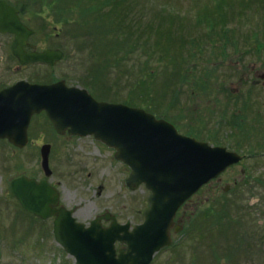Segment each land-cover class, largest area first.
<instances>
[{"label": "rangeland", "instance_id": "1", "mask_svg": "<svg viewBox=\"0 0 264 264\" xmlns=\"http://www.w3.org/2000/svg\"><path fill=\"white\" fill-rule=\"evenodd\" d=\"M10 1L22 7L24 17L37 29L35 40L50 41L51 46L65 51V58L51 69L54 78L85 86L88 75L81 59L88 58L92 45L97 44L98 49L93 52L99 54L98 61L101 60L104 68L96 74L99 87L96 83L93 88L101 91L115 84L112 96L118 97L117 101L125 102L132 97L135 104L131 105L154 108L148 110L157 117L177 119L178 115L188 117L194 113L196 122L208 125L209 131L219 130V135L231 130L249 131L257 138L252 141L261 142L264 147V86L252 83L257 79L256 72L264 71V46L257 48L258 43H264V0H137L142 5L134 6V12L125 20L129 25L133 15L140 20L142 43L132 53H120L118 45L115 46L122 34L121 29L110 31L117 25V19L114 21L110 13L99 19L100 26L95 29L81 7L71 0ZM58 3L63 10H55ZM220 8L223 16L218 18L221 13L215 10ZM212 18V25L205 22ZM152 20L156 23L148 27ZM87 26L94 31H105L99 35L103 39L99 41L96 35L84 32ZM10 42L9 34L0 33V82L21 76L15 71L13 61L3 57ZM159 51L166 54L161 58L164 64ZM169 54L176 59L170 61ZM143 79L147 87L142 91ZM225 83L241 88L235 95L218 100L216 95L221 93L213 85ZM223 112L227 113V119L230 113L234 117L220 121L216 127L219 129L213 128L216 120H224ZM230 121L234 124H229ZM260 136L263 138L259 140ZM61 138L51 128V143L55 148L51 159L54 173L49 180L58 184L65 203H76L80 208L79 218L89 220L109 209L120 213L122 218L131 216L133 221H140L143 217L139 210L145 207L147 193L142 187L131 191L126 185L127 167L91 136L68 145ZM206 140L212 144L227 143L214 136ZM6 145L0 140V264H65L69 258L54 242L51 217L43 219L26 212L11 192L10 182L21 170L14 161L16 153L12 155ZM35 160L27 164V170L35 168L32 162ZM249 164L261 168L250 169L252 177L248 181H242L238 189L235 187V191L223 195L264 198V150L244 160L243 165ZM239 168L237 173L241 177ZM231 175L228 172L224 182L233 183ZM99 185H103L101 195H98Z\"/></svg>", "mask_w": 264, "mask_h": 264}, {"label": "water", "instance_id": "2", "mask_svg": "<svg viewBox=\"0 0 264 264\" xmlns=\"http://www.w3.org/2000/svg\"><path fill=\"white\" fill-rule=\"evenodd\" d=\"M0 32L14 33L12 52L22 63L42 60L55 64L65 56L60 48L26 51L24 46L34 30L22 21L19 9L6 0H0ZM261 76L264 78V73ZM42 110L58 132L68 129L72 134L93 135L114 148L115 157L132 168L127 185L136 189L145 183L152 191L145 220L132 230L129 223L103 228L97 220L86 227L76 222L72 209L56 208L60 193L48 180L52 169L46 147L42 155L46 177L37 180L19 175L11 180V192L26 211L43 219L57 215V241L78 255L80 264H150L155 253L171 243L169 228L179 206L242 159L226 146L181 134L173 123L144 107L98 100L87 88L70 86L64 79L51 84L19 80L0 90V138L22 146L27 142L31 116ZM78 236H96L98 241L82 247L66 240ZM103 236H109L111 242L102 241ZM117 239L127 245L118 255L114 246Z\"/></svg>", "mask_w": 264, "mask_h": 264}, {"label": "flooded vegetation", "instance_id": "3", "mask_svg": "<svg viewBox=\"0 0 264 264\" xmlns=\"http://www.w3.org/2000/svg\"><path fill=\"white\" fill-rule=\"evenodd\" d=\"M7 2L13 4L10 0H7ZM13 5L19 9V14L23 22L33 28L27 18L24 17L22 7L16 4ZM36 31L37 29H34V32L27 39V44L24 46L26 51H42L47 48H56L55 46H51L50 41L40 42L35 40L34 35ZM0 33L9 34L11 36L9 51H6L3 57L7 60H12L16 68L15 71L21 73V76L16 80L0 82V90L9 87L19 80H26L30 83L38 84H51V82L58 80V78L53 77L51 69L53 70L62 60L55 64L42 60L22 63L19 60V57L12 52V42L15 35L11 32ZM88 56L89 57H85L84 60L83 57L81 59V62H83L82 68L84 69V73L88 75L85 87L90 88L89 90L92 93L94 92L93 94L95 97L100 100L117 101L118 97L114 98V96H112L114 86H116L115 84H112L110 87L108 86L106 90L104 88L106 93H103L104 90L100 91L97 89L100 81L99 79H96L92 67H94L98 61H95L97 59L92 57L91 53H89ZM263 73L264 71L256 72L257 79L252 80L254 86H264V78L261 76ZM96 83L98 87L93 88L94 85L96 86ZM239 87L238 85L226 83L213 85V88L221 93L220 95H216L218 100L225 95H235V93L240 90L241 87ZM240 110V112L243 113L247 112L246 109ZM215 111L219 112L218 110ZM226 116H228L227 113L223 112L224 120H216L213 128L218 127L220 121H225L234 117V115L231 116V113V117L229 116L228 119ZM163 118L173 123L181 134L203 140H206L207 138L211 139L214 136L218 137L221 141H227L226 144L223 142L214 144L225 145L228 149L241 154L243 158L239 162L231 164L217 177L202 185L179 206L173 218L171 227L169 228L171 243L156 252L150 264H264V198L254 195H223V193H230L233 190L235 191L236 188L238 189L242 181H248V179L252 177L250 169L257 170L261 168L258 164L243 165V163L245 159L252 158L254 154L257 155L264 150L262 143L253 142L252 140H256L257 138H254V133L249 131L239 132L231 130L230 133L221 135H219L220 133H217L219 130L209 131L208 125H201L196 122L194 113L188 115V117L178 115L177 119L165 116H163ZM229 124H234V122L230 121ZM51 128L57 133V135L62 137L63 144L67 145L70 143H76L80 138L91 136L72 134L68 129L63 133H60L54 128V125L45 110L34 113L31 116L27 127V142L25 144L19 146L12 143L7 137L0 138L1 141H4L7 144L6 146L11 150L12 155L16 153L14 161L21 170L16 176L27 175L29 177H35L38 180L43 179L46 176L42 165V155L43 148L46 147V149L49 150V164L51 167V159L53 155L52 150H54L53 147L55 148L53 143H51ZM200 129L206 130L200 131ZM262 138L263 137L260 136L259 140ZM97 141L98 140L94 138V142L111 151L113 155L115 154V149L110 148L101 141ZM34 158H36V160L32 162L35 168L27 170V164ZM116 161L121 162L119 160ZM122 164L127 167L129 176L132 172V168L123 162ZM239 166V171L242 175L241 177H239V173H237V168ZM228 172H231L232 174L231 178L233 183L224 182V177ZM53 173L52 169V174ZM52 174L50 177H52ZM50 177L48 179H50ZM49 182L51 185L59 189L58 184L55 181L49 180ZM139 187H142L147 195L144 197L145 207L142 210H139V212L142 213L143 218L138 222L133 221V217L131 216L122 218L120 213H115L109 209L100 211L89 220H82L77 214L80 208L77 207L76 203L72 205L65 203L60 189L59 205L56 208L64 206L67 209H72V215L75 217L76 222L83 223L86 227L90 226L94 220H97L98 226H102L103 228L109 227L112 223H129V229L132 230L133 226L137 223H141L145 219V210L150 207L148 199L152 191L145 183L140 184ZM137 189H131V191ZM102 190L103 185H99L98 195H101ZM56 218L57 215L51 216L53 224L51 233L54 242L60 246L62 251L66 254V257L69 258L65 261V264H71V262L74 264H80L79 256L67 251L65 247L57 241L54 232ZM66 240L71 242L75 241L77 244L80 243L82 247H87L88 243H95L98 241L96 236H93V238H81L78 236L76 239L67 237ZM101 240L106 241V243L111 242L109 236H103ZM114 246L117 255L120 253L121 249H126L127 247L125 243H122L118 239L115 240Z\"/></svg>", "mask_w": 264, "mask_h": 264}, {"label": "trees", "instance_id": "4", "mask_svg": "<svg viewBox=\"0 0 264 264\" xmlns=\"http://www.w3.org/2000/svg\"><path fill=\"white\" fill-rule=\"evenodd\" d=\"M57 1H61V0H57ZM72 3L78 5L79 7H81V11L82 13L86 16L90 18V22L93 25V27L96 29H98L99 25V19L104 16V15H108V13H110V16L113 15V19L115 21V18L117 19V25L113 26L110 31H112L113 29H121V34H122V38L119 40H117V44L115 43V46L118 45L117 48L120 49V53L126 52V53H132L134 52L137 47H141V40H140V33H139V26H140V20L139 17H135L136 15L131 16L129 19H131V23L130 25L125 21L127 20L126 18H128V15H131L132 12H134V6L142 5V1H137V0H71ZM61 3V2H60ZM58 3L57 7L55 8V10L57 9L58 11L63 10V6ZM69 3V2H68ZM53 2H51V6H52ZM221 10H223V8H220L218 10H215V12H220L221 14H219L218 18H221L223 16V13L221 12ZM97 12L96 15H94V13ZM207 15L204 16V18L206 19ZM209 16V15H208ZM159 19V18H158ZM157 19V20H158ZM164 19V17H163ZM202 17L200 18V21H202ZM213 19H207L205 22L208 23H212ZM218 20V19H216ZM225 20V19H220ZM126 22V23H125ZM123 23V24H122ZM156 23V21L152 20L149 26H153ZM210 23V24H211ZM212 25V24H211ZM116 27V28H115ZM94 28H89L87 26V28L84 30V32H88L90 35H96L97 38L100 40H102L103 38L100 37L99 35L104 33L105 31H94ZM151 28V27H150ZM126 29V30H125ZM106 33H109V30L106 31ZM171 39V38H169ZM194 41V40H193ZM161 44V43H160ZM96 46H99L96 44ZM92 45L91 50L93 51H97V47ZM156 46H158V44H156ZM162 46V45H161ZM114 47V46H113ZM112 47V48H113ZM143 47V45H142ZM116 48V47H114ZM92 51V52H93ZM102 52V51H101ZM160 53V57L161 58H165L166 54L163 53V51H159ZM175 55V54H174ZM173 55L169 54V60L173 61L176 58L172 57ZM162 63L163 59H161ZM142 68H145L144 66ZM93 69V73L98 74L101 72V70L103 69V66L101 65V63H96V65L94 67H92ZM155 69V68H153ZM97 76V75H96ZM141 83V89L143 91L144 87H147L146 85V81L143 79L140 81ZM148 97V96H147ZM132 97L130 99H127L125 102H128L130 104H135L134 101H132ZM150 110H153L152 108H148Z\"/></svg>", "mask_w": 264, "mask_h": 264}]
</instances>
